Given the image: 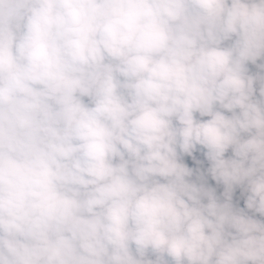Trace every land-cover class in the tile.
Masks as SVG:
<instances>
[{
    "label": "clouds",
    "instance_id": "obj_1",
    "mask_svg": "<svg viewBox=\"0 0 264 264\" xmlns=\"http://www.w3.org/2000/svg\"><path fill=\"white\" fill-rule=\"evenodd\" d=\"M0 264H264V0H0Z\"/></svg>",
    "mask_w": 264,
    "mask_h": 264
}]
</instances>
